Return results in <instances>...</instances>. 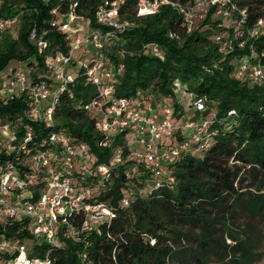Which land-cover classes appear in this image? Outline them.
<instances>
[{"label": "trees", "instance_id": "trees-1", "mask_svg": "<svg viewBox=\"0 0 264 264\" xmlns=\"http://www.w3.org/2000/svg\"><path fill=\"white\" fill-rule=\"evenodd\" d=\"M104 1L1 0L0 19L17 16L19 28L16 39L9 35L0 39V74L12 62L13 69L24 65L28 88L50 80L47 59L68 55L77 33L100 30L104 35L101 47L91 46L89 55H71L74 79L65 89L55 90L58 100L51 121L43 115L29 119L27 89L0 97V117L9 119L15 143L26 130L32 132L29 151L51 132L62 131L85 143L93 164L109 166L102 177L81 174L82 185L91 188L86 202L103 203L111 214L72 241L64 236L65 230L69 224L79 225L84 213H69L58 222L60 242L54 246L34 238L27 222H5L0 231L25 243L29 255L47 252L51 264H206L212 257L220 264H253L262 258L264 244V86L257 81L250 86L236 79L234 72L238 58H250L252 51L264 48V0H233L237 10L232 19L240 18L238 10L245 11L241 25L207 16L204 22L213 21L214 28L195 26L189 31L183 16L170 5L151 15H137V0H117L119 19L136 25L112 29L95 18ZM260 19L262 25L257 24ZM62 23H68L73 33L63 32ZM253 29L256 34L250 36ZM218 35L230 41L222 51L215 43ZM40 40L45 42L41 50ZM153 46L161 56L153 53ZM98 54L105 66H122L113 78L112 98H136L140 103L136 109L151 102L158 110L169 107L179 120L183 111L174 96L177 80L195 97L215 102V113L207 117L201 139L163 161V174L154 176L145 164L131 158L129 133L114 137L100 133L96 116L84 109L100 93L101 87L86 73L90 59ZM83 56L88 63L75 69ZM17 119L20 123H14ZM14 152L0 146V171L13 160L24 177L31 172V166L23 164L30 152H23L20 160ZM115 152L121 154L119 162L113 161ZM135 165L141 172L133 170ZM43 186L39 175L30 187L33 199Z\"/></svg>", "mask_w": 264, "mask_h": 264}, {"label": "built area", "instance_id": "built-area-1", "mask_svg": "<svg viewBox=\"0 0 264 264\" xmlns=\"http://www.w3.org/2000/svg\"><path fill=\"white\" fill-rule=\"evenodd\" d=\"M1 5V0H0ZM162 5H170L182 16L187 31L195 27L194 13L203 21L210 16L211 19L220 17L230 19V23L241 25L245 16L244 10H238L239 19H232L233 12L237 7L233 0H192L191 3L181 4L172 0H137V15L147 16L156 13ZM95 18L98 23L109 26L112 29H123L133 26L132 22L120 20L118 16V1H104L96 10ZM15 22L14 19H0L2 29L9 27ZM262 25L260 19L257 22ZM229 27L228 25L219 24ZM63 32L73 33L68 23H62ZM254 36L256 31H249ZM103 34L100 30H91L89 33H77L71 42L68 55L57 54L49 57L47 63L51 68L50 80H41L28 88L27 75L23 67H15L11 75L13 87L7 89L15 94L26 89L29 92V114L37 117L43 115L49 122L52 120V112L58 100L57 91H61L73 81V75L68 72L71 55L77 53L81 47L87 45L99 48L102 45ZM170 36H174L171 34ZM34 37V31L31 33ZM216 41L221 36H216ZM39 50L45 46L44 41L37 42ZM153 53L161 56L160 49L153 46ZM256 57L255 60L251 59ZM90 66L86 73L91 82L101 87L98 97L93 98L83 105L85 110L96 116L95 128L100 133L111 137L112 132H126L134 136L132 143L133 151L131 158L137 163H143L154 176L162 173L160 164L181 150L188 148L193 141L201 139L208 124L206 119L200 121L176 120L172 116L169 107L155 111L151 102H147L142 108L136 98L115 99L112 98L113 78L121 72L122 66L114 67L112 64L105 66L101 54L90 59ZM234 76L238 80H255L264 86V60L257 57L252 51L250 58L237 59ZM57 90V91H55ZM112 98L111 102H106ZM189 107H195L198 112L205 110L204 99L190 96ZM234 111L230 110L229 115ZM5 121V123H4ZM20 123V120H16ZM0 123V146L5 150H15V158L20 160L22 153L30 152L29 157L23 164L31 166V172L22 177L19 167L13 160H8L0 171V224L5 222H27L29 232L34 238H41L49 245H57L58 222L69 213L82 211L84 218L79 225L69 224L64 236L78 239L81 233H87L98 222L110 216V209L103 203L86 202L91 196V188L82 185L84 175L105 176L108 173L107 164H93L92 154L83 142L74 141L67 133L51 132L39 142L34 143L33 151L28 150V143L32 141V132L26 130L22 139L15 143V135L10 129L9 121L1 119ZM181 125L192 129L190 139L178 144L168 142L177 127ZM5 128L3 131L1 128ZM137 145H136V144ZM140 144L144 149H140ZM28 156V155H26ZM121 154L114 153L113 161L119 162ZM79 173V174H77ZM44 182L39 195L33 199V190L30 188L38 176ZM4 256L5 258H3ZM0 261L1 264H51L48 253L29 255L26 244L9 239L0 231Z\"/></svg>", "mask_w": 264, "mask_h": 264}, {"label": "rangeland", "instance_id": "rangeland-1", "mask_svg": "<svg viewBox=\"0 0 264 264\" xmlns=\"http://www.w3.org/2000/svg\"><path fill=\"white\" fill-rule=\"evenodd\" d=\"M197 12L194 13V17H193L194 20L196 19V23H195L196 26H200L202 28H211V27L214 28L213 21L205 23L204 20L203 21L199 20L200 17L197 16L198 14L196 15ZM12 19H14V18H12ZM65 21H66V19H65ZM133 25L135 26L136 23L133 22ZM217 26H219V25H217ZM221 27L225 28V29L228 28V30H229V27H225V26H221ZM18 28H19V19L17 18V16H15V22L12 23L9 27H7L6 31L2 30V28L0 27V39L3 35L4 36L9 35L10 37L16 39ZM224 32L228 33L229 31L225 30ZM215 43L219 44L221 51L225 47L230 46L229 45L230 41L227 39H223V38H221L220 41H216ZM89 50H92V48H91V46L87 45L86 47H81V49H79V51L77 53H83V54H85L84 56H87V55H89V53H87ZM255 53H256L257 57H260L262 60H264V48L258 53L255 51ZM84 56L80 57L77 60L75 69L77 68V66H80L82 63H84V64L88 63V58L84 57ZM13 64H15V62H12L10 65L6 66L0 74V97H8L9 98L12 95V92H8L7 89L13 87V84H11V75H12V71H13V68L11 67V65H13ZM22 67H23V69L26 68L24 65H22ZM71 70H74V69L71 68L70 66H68V72H71ZM245 81L246 82H244V83H247L250 86L253 85L254 83H256L255 80H245ZM176 83H177V85L174 88V94H175L174 96L179 101L177 106L180 108V111L181 110L183 111V114L181 116L179 115L181 117V122H183L185 120L200 121L202 119H207V117L209 118L211 115H214V113H215V102L213 105V102H209L207 99H204L205 110L203 112H198L195 109V107L189 108L188 105H189L190 100H191L190 96L193 93H189V91L187 89H185L184 85H182V83L180 81L177 80ZM15 94H18V93L16 92ZM187 107L189 109H187ZM153 109L155 111H160V109L159 110L155 109V108H153ZM1 119L7 120L6 117H0V121H1ZM29 119L34 120V116L30 115ZM7 121H9V119ZM4 123H5V121H4ZM14 123H16V121ZM2 124L0 123V127L2 126ZM4 129L5 128H3V127L1 128L2 131ZM191 134H192V129L185 128V127H182L181 125H179L177 127L176 131L174 132V134L172 135V137H170V139L168 140V142H171L173 144H178L181 141L189 140ZM115 135H116V132H112L110 134L111 137H114ZM133 141H134V136L129 135V142L133 143ZM140 149L141 150L144 149L143 144H140ZM93 162H94V157H92L91 162L88 164V166H91ZM138 165H135L133 170L136 169L137 172H141V171H139ZM93 191L97 192V188L96 187L93 188ZM71 239H72V241H77L76 238H71ZM226 241H227V243H230V244L232 243V241L230 239H227ZM261 250H262V255H263L262 258L256 262H254L253 264H264V244H263ZM0 264H1V261H0ZM173 264H178V263L175 262ZM206 264H220V263H218V262L216 263L215 259H213V257H212V258L206 259Z\"/></svg>", "mask_w": 264, "mask_h": 264}, {"label": "crops", "instance_id": "crops-1", "mask_svg": "<svg viewBox=\"0 0 264 264\" xmlns=\"http://www.w3.org/2000/svg\"><path fill=\"white\" fill-rule=\"evenodd\" d=\"M190 108V107H189ZM188 107H187V109H189ZM185 110V109H184Z\"/></svg>", "mask_w": 264, "mask_h": 264}]
</instances>
